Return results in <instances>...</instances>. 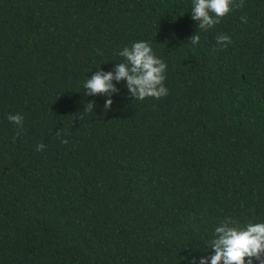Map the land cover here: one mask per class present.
Here are the masks:
<instances>
[{
	"label": "trees",
	"instance_id": "obj_1",
	"mask_svg": "<svg viewBox=\"0 0 264 264\" xmlns=\"http://www.w3.org/2000/svg\"><path fill=\"white\" fill-rule=\"evenodd\" d=\"M192 6L0 0V264H198L225 218L264 222V0L208 31ZM141 40L168 95L114 81L105 111L84 82Z\"/></svg>",
	"mask_w": 264,
	"mask_h": 264
},
{
	"label": "clouds",
	"instance_id": "obj_2",
	"mask_svg": "<svg viewBox=\"0 0 264 264\" xmlns=\"http://www.w3.org/2000/svg\"><path fill=\"white\" fill-rule=\"evenodd\" d=\"M192 19L198 22V30L208 31L219 24L233 11L244 6V0H192ZM241 21L247 23V17ZM200 35L193 34L188 41L193 45L200 43ZM216 42L223 47L231 43V37L218 35ZM118 55L123 59L115 65L114 71H96L84 82L85 95L109 97L105 104V111L112 107L111 99L119 92L115 82L126 81V87L134 100L146 98L160 99L168 95L165 86L168 65L155 55L149 42L136 41L130 47L126 46ZM95 104H87L84 111L90 112ZM82 119V117H80ZM8 120L14 123L18 131L13 141L21 135L24 128V117L21 114H10ZM61 136V130L56 132ZM61 143L67 144L63 139ZM46 145L36 146L37 151H43ZM209 249L214 254L201 256L198 264H264V222H249L241 226L239 221L227 217L214 229V238L209 242ZM191 264H197V257L191 258Z\"/></svg>",
	"mask_w": 264,
	"mask_h": 264
}]
</instances>
